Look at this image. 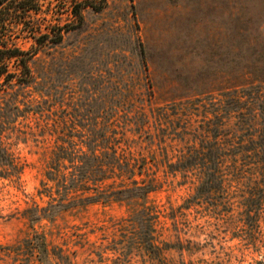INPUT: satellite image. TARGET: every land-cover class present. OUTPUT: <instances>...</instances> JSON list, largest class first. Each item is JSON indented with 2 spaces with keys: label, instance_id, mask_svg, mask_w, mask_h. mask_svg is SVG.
<instances>
[{
  "label": "rangeland",
  "instance_id": "1",
  "mask_svg": "<svg viewBox=\"0 0 264 264\" xmlns=\"http://www.w3.org/2000/svg\"><path fill=\"white\" fill-rule=\"evenodd\" d=\"M70 6L42 0L32 15L43 28H70ZM83 15L81 28L39 53L50 75L38 77L49 94L43 114L10 119L3 133L16 167L0 166V264H43L36 240L52 264H153L130 219L141 206L157 216L162 264H264V183L252 159L228 160L222 187L199 192L198 171L169 165L195 144L206 121L222 120L221 138L246 121L224 111L242 105L237 95L248 94L251 104L260 95L264 106V0H108ZM12 41L34 44L30 37ZM78 88L98 95L86 99L84 109H92L85 118L99 108L94 117L101 111L113 123L120 152L143 166L135 178L153 189L144 199L57 211L47 195L42 181ZM110 93L105 104L100 97ZM119 180L105 181L103 191L119 188ZM41 213L50 217L34 220Z\"/></svg>",
  "mask_w": 264,
  "mask_h": 264
},
{
  "label": "trees",
  "instance_id": "2",
  "mask_svg": "<svg viewBox=\"0 0 264 264\" xmlns=\"http://www.w3.org/2000/svg\"><path fill=\"white\" fill-rule=\"evenodd\" d=\"M41 1L0 0V166L9 170L16 167V161L4 144L6 125L10 124V119L13 121V118L19 116L43 114L45 106H42V102H48L45 97L49 94L45 92V87H40L38 77L42 75L49 78V67L44 60H40L39 53H43L48 47L61 45L72 29L81 28L85 23L84 9L91 8L98 12L108 3V0H63L71 5L74 24L70 28H43L32 15L39 10ZM17 36L30 37L34 44L28 49L21 48L12 41ZM84 93H87V97H84ZM71 95L73 100L69 101L68 114L60 120L62 132H58L56 145L45 171L46 180L42 181L50 200L57 201L56 204L60 205L57 211L101 201L144 199L153 190L152 185L145 181L141 183L135 178L136 173L143 172V166H135L120 152L121 141L117 138L113 123L103 117L101 111L97 119L94 117L99 108H94V115L90 120L85 118L88 115L86 110L92 109L91 105L84 109L88 105L86 99L97 100L95 88H78L76 96ZM114 97L110 93L100 98L105 100V104H109L110 98ZM256 97L259 98H255V104H251V100L247 99L248 94L237 95L236 103L242 105L225 108L224 111L228 114L235 113L242 119L247 117L246 121L236 122V126L229 130V136L221 138L222 120L212 126L208 120L202 125L195 144L187 146L186 153L178 162L169 164L174 171L185 172L193 168L198 171V192L222 187L226 180L224 167H227L228 160L239 162L238 159H252L249 164H256L260 168L261 181L264 183V106L258 102L261 96ZM105 104L103 110L108 107ZM50 125L56 130L60 127V122L53 120ZM225 128L228 130L226 126ZM238 133L240 134L237 136ZM236 146H240L242 150L236 151ZM115 176L120 177L119 184L115 186L119 185V188L111 190L113 186L110 188L108 185L106 191H103L105 181H112ZM51 201L50 207L54 205ZM130 215L132 223L136 224L140 243L152 257L153 264H162L161 250L155 243L156 214L149 207L141 206ZM47 216L50 217L49 214L41 213L34 220ZM36 244L40 262L52 264L47 255H44L47 252L45 242L36 240Z\"/></svg>",
  "mask_w": 264,
  "mask_h": 264
}]
</instances>
